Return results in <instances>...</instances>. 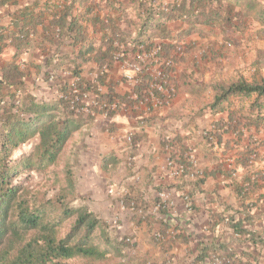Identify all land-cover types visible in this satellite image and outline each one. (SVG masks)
Wrapping results in <instances>:
<instances>
[{
	"label": "crops",
	"instance_id": "0c3cea01",
	"mask_svg": "<svg viewBox=\"0 0 264 264\" xmlns=\"http://www.w3.org/2000/svg\"><path fill=\"white\" fill-rule=\"evenodd\" d=\"M111 1L114 0H0V29L6 32L5 46L0 53V79L4 67L13 61L29 74L24 80L25 92L17 93L15 101L18 99L21 102L25 94H31L38 100L55 99L56 82H62V79L72 82L73 69L77 65L81 67L82 79L96 82L102 94L110 92L119 100L127 101L131 87L124 75L130 72L120 62L114 61L100 76V81L99 65L89 59L91 55L87 54L85 61L81 59L82 54L88 51L87 43L74 45L72 40L60 41L55 36H52L50 44L45 42L52 32L59 29L55 22L58 15L68 11L67 23L74 17L78 19L86 38L94 42V47H99L104 30L96 23V18L113 19L120 12L117 7L89 12L88 4ZM120 1L124 5L129 3V0ZM128 12L131 17L134 15L132 9ZM31 24H36L33 27L34 36L29 46L20 51L12 39L17 40L19 27ZM117 24L129 33L135 31L134 27L128 28L121 21ZM167 28L177 38L183 36L187 27L173 21ZM209 37L223 40L218 31H207L205 37L186 38L183 44L187 45V49L191 44L197 45L196 40ZM52 49L55 50V61L63 63L64 70H57L55 80L48 82L45 74L49 70L45 63ZM128 54L133 55L130 51ZM198 63L197 60L191 61L187 54L177 59L171 78L176 95L166 108L151 111L120 109L109 118L99 113L92 118L84 114L85 124L74 134L66 149L68 163L77 173L76 190L80 195L97 193L106 200L102 208L106 215L110 211H120L119 233L122 236L135 235L137 248L139 245L144 249L138 256L150 259L148 264H164L168 244H172L169 253L184 264H212L206 257L218 253L236 255L244 261L250 258L256 264H264V244L256 239L255 245L246 236L237 235L234 229L241 226L254 233L255 238L264 236V181L258 179L244 203L237 192L240 184L255 179L254 174L264 170V130L249 131L239 138L227 131L221 135L220 144L213 147L208 144L205 134L216 128L220 120H227L229 113L214 114L209 110L208 100L213 98L210 96L211 84L204 82ZM240 106L236 103L237 108ZM231 108L235 109L234 106ZM128 134L132 135L131 143L127 141ZM167 137L171 138L170 153L165 150ZM255 140L256 160L249 167L238 166L236 177L229 178L223 174L228 162L240 161L245 148ZM169 157L185 164L194 161L204 173L200 177L203 180L198 182L199 179L189 176L171 177ZM110 185L123 191L125 198L126 195L137 198L138 206L144 209L152 207L160 193H168L171 201L169 215L152 214L144 221L132 217L119 207L117 199L108 196L107 187ZM186 196L190 198L191 212L185 208ZM91 204V210L98 215L97 204ZM161 221L169 222V228L160 230ZM155 231L163 232L166 239L157 241L153 236ZM165 241L167 244H164ZM202 252L205 254L204 261L198 260Z\"/></svg>",
	"mask_w": 264,
	"mask_h": 264
},
{
	"label": "trees",
	"instance_id": "16d2710c",
	"mask_svg": "<svg viewBox=\"0 0 264 264\" xmlns=\"http://www.w3.org/2000/svg\"><path fill=\"white\" fill-rule=\"evenodd\" d=\"M104 4H88V11L117 7L120 15L113 19L96 18V23L104 30L99 47H94V42L86 38L78 19L74 17L67 23L68 11L58 15L55 22L59 29L45 41L50 44L52 36H55L60 41L72 40L71 44L74 45L87 43L88 51L82 54L81 59L85 61L86 55H91L89 59L99 65V78L106 72L103 67L106 65L109 68L114 63L116 53H135L141 46L146 50L159 47L167 55L177 45L183 44L184 39L193 36L203 38L207 31H218L223 40L234 47L242 45L245 40H264V0H129L128 5L114 0ZM164 4H167L166 8ZM129 9L134 11L132 17ZM118 21L128 28L134 27L135 31L129 33L122 30L118 27ZM173 21L187 27L182 37L175 38L169 32L167 26ZM35 25L18 28L17 40L12 39V42L17 44L20 51L29 46ZM255 28L256 31L251 33ZM5 33L4 29H0V53L5 46ZM250 34L253 37H246ZM49 54L45 63L49 70L45 74L48 82L55 80L57 70L63 69V63L55 61V50H50ZM79 66L73 69L72 82L63 79L56 82L55 99L38 100L31 94H25L19 104L15 101L16 94L25 92L24 80L29 75L28 71L18 67L15 61L2 70L0 264H102L112 254L123 256L125 246L130 244L126 238L118 241L111 238L107 223L85 206L82 196L77 193L75 168L69 163H62L60 159L74 134L85 124L82 103L74 109L71 107V101L75 98L74 89L80 93L92 91L101 101L118 100L113 93L102 94L96 82L84 81ZM253 67L255 73L251 81L239 78L228 84L210 85L214 95L208 104L209 110L214 114L229 113L227 120H220L216 128L205 134L211 147L220 144L221 135L227 131L239 138L249 131L264 130V75L260 74V63L253 64ZM99 80L102 81L101 78ZM244 98L249 100L247 106L241 104L237 108L236 101ZM97 113L101 114L100 111ZM256 144L257 140L250 142L240 161L233 162L231 169L226 167L223 174L233 178L238 166L249 167L251 156L257 155ZM33 175H39L42 179L34 183ZM254 175L255 179L246 180L237 189L243 203L249 199V191L256 187L258 179L264 181V170ZM202 180L199 178L198 182ZM50 183L55 188V194L49 197L47 187ZM126 197L128 201L139 203L137 198ZM162 214L168 216L169 210ZM168 223L161 221L160 230L169 228ZM234 229L237 235L246 236L251 243L256 245V239H259L264 244V236L255 238L254 233L241 226ZM167 246L164 264H172L173 256L169 253L172 244ZM228 257L229 264H256L250 258L244 261L236 255ZM198 260H205L203 252Z\"/></svg>",
	"mask_w": 264,
	"mask_h": 264
},
{
	"label": "built area",
	"instance_id": "2783aa9c",
	"mask_svg": "<svg viewBox=\"0 0 264 264\" xmlns=\"http://www.w3.org/2000/svg\"><path fill=\"white\" fill-rule=\"evenodd\" d=\"M167 4H164L166 8ZM184 45L179 44L175 49L167 55H164L159 47L146 50L143 46L139 47V50L133 55H129L128 52H119L114 56L116 62H120L123 68L129 71V74L124 75V79L130 85V92L126 100H115L113 102H106L97 99V96L92 91H84L80 93L77 89H74L75 98L71 101V107L74 109L79 103H82V112L87 116H94L97 111H100L101 115L109 118L120 109L127 110H140L146 111L159 110L171 105L176 95V87L172 84L171 78L174 72L177 59L184 55ZM104 71H107L108 67L105 65ZM78 81V80H76ZM16 104H19V100H16ZM132 135L128 134L127 141L132 142ZM165 150H171V138H166ZM257 158L256 154H253L250 158V163H253ZM168 165L170 167V176L177 179L184 176L199 179L203 173L199 170L195 162L191 161L190 164H185L181 161H175L172 157H169ZM233 162H228V168L231 169ZM237 173L233 174L236 177ZM107 194L110 197L117 199L119 207L127 211L132 217H139L141 220H145L149 215L158 214L163 215V211H168L171 206L170 196L166 192H162L158 195L156 201L152 207L144 209L134 201H128L123 191L118 190L115 186L110 185L107 187ZM186 210L191 212L192 206L190 204V198H185ZM160 215V216H161ZM165 221V218H164ZM119 222V218H115V224ZM154 238L163 242L166 239V235L161 231H155L153 233ZM126 242L132 243L130 237L126 238ZM212 264H229L230 259L227 255L212 254L209 258Z\"/></svg>",
	"mask_w": 264,
	"mask_h": 264
},
{
	"label": "rangeland",
	"instance_id": "374dc122",
	"mask_svg": "<svg viewBox=\"0 0 264 264\" xmlns=\"http://www.w3.org/2000/svg\"><path fill=\"white\" fill-rule=\"evenodd\" d=\"M251 31V33H254L256 31V28L252 29ZM250 36H252V34L246 37ZM196 43L197 45L191 44L187 49V45H184V54H187L191 61L197 60L199 62L198 64L200 65V74L204 78V82H207V84H228L229 82L239 78H245L248 81H251L253 79V74L255 73L253 64L257 62L261 64L260 74L264 75V40H245L242 45L236 47L226 43L222 39H217L216 37L199 39L196 40ZM211 95L213 96L214 94L210 93V96ZM211 100L212 99L208 100L209 103L211 102ZM236 103L240 105L244 103L245 106H247L249 100L244 98L242 100L236 101ZM32 145L33 144H31V147ZM26 149L28 148H25V150ZM67 151L68 150H66L60 156L62 163H68ZM41 179L42 177L39 175L32 176V180L34 183L39 182ZM47 190L49 192V197L55 194V188L51 186V183L48 185ZM81 196L84 205L88 206L90 209L93 207V204L91 203L97 204L95 207L100 211L98 213V216L101 217L109 226V232L112 239L116 241L128 237L132 239V243L125 246L123 256L120 257L112 254L110 255L109 260L105 261L102 264H146L148 261H151L150 259H146L143 256H138L139 253H142L144 249H142L143 247H139V245L137 248V241H134L135 235L131 236L129 234L122 236L119 233V227L121 223L119 220V222L115 224V218H119L120 211H110L107 212L109 214L106 215L105 211L102 209L104 206L103 204L106 202V200L102 199L101 196H99L97 193H87ZM79 203L80 202H77V204ZM172 264L184 263L178 259H174L173 257Z\"/></svg>",
	"mask_w": 264,
	"mask_h": 264
}]
</instances>
